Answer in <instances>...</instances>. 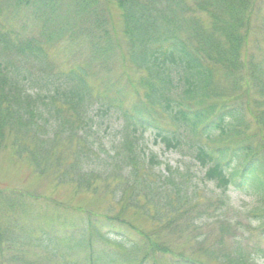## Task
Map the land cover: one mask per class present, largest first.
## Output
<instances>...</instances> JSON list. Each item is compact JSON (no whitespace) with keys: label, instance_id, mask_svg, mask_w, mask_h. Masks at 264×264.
Listing matches in <instances>:
<instances>
[{"label":"trees","instance_id":"1","mask_svg":"<svg viewBox=\"0 0 264 264\" xmlns=\"http://www.w3.org/2000/svg\"><path fill=\"white\" fill-rule=\"evenodd\" d=\"M0 1L13 10L20 29L33 24L39 30L25 39L0 23V151L8 150L10 160L41 178H55L60 187L81 193L109 187L121 206L102 225L89 218L65 228L58 244L68 254L96 246L122 250L105 253L106 263L89 257L84 264H123L124 257L149 264L157 253L171 255L164 243L123 221L125 211L135 210L157 228L179 231L183 217L186 231L218 226L217 246H206L199 233L198 257L175 255L178 264H254L260 252L245 246L248 231L240 220L264 230V61L245 58L258 0ZM115 5L123 26L122 58L130 72L141 75L139 83L129 81L137 98L127 111L111 89L95 98L90 80L120 46L113 35ZM75 40L90 45L89 62L55 71L50 46ZM95 102L98 114L114 111L125 121L108 149ZM146 132L155 145L187 158L185 164L160 169L164 162L145 145ZM191 166L199 168L200 181ZM209 184L221 190L215 199L205 195ZM232 186L258 207L237 215L225 197ZM3 216L0 253L28 248L23 241L33 239L13 231L8 220L3 227ZM227 238L233 241L229 248ZM47 240H38L37 247L53 259L60 252Z\"/></svg>","mask_w":264,"mask_h":264},{"label":"rangeland","instance_id":"2","mask_svg":"<svg viewBox=\"0 0 264 264\" xmlns=\"http://www.w3.org/2000/svg\"><path fill=\"white\" fill-rule=\"evenodd\" d=\"M111 1L113 2L114 0ZM3 4L0 1V23L2 25H6V28L10 25L21 38L26 39L38 36L39 30L33 24L24 30L20 29V26L14 20L16 15L11 13L13 10L9 13L7 7ZM8 5V8L12 9L10 3ZM113 13L115 18V33L113 35L119 40L120 46L116 47L106 67L100 70L94 79L90 80L93 82L94 89L97 92L95 98L102 99L104 97L103 92L111 89L115 92V97L117 93L119 94L120 100L123 102V110L127 111L133 106L137 98L133 88L128 86L129 81L132 80L137 84L141 75L130 72L128 65L122 58V54L126 52L122 43L123 26L116 5L113 6ZM249 37L250 45L247 47L245 58L263 62L264 0L256 2ZM89 57L90 45L84 40H75L72 43L63 41L57 46H50L48 53V59L53 64L55 71L70 70L84 66L89 62ZM129 73L131 78L128 77ZM95 103L97 104L95 120L100 123L101 133H99L103 137L106 149H108L111 147L112 141L120 139L125 121L119 113L114 111L108 114V117L103 116L104 114H98L99 102ZM78 135L81 134L79 133ZM144 139L145 145H149V151L161 156V160L164 163L160 169H165L167 163L170 165L185 164L187 158H183L179 152L165 151L164 145H155L153 138L150 137V132L145 133ZM10 159L11 156L8 150L3 149L0 151V218H2V214L4 215L2 226L5 227L8 220V227H11L18 234L28 235L33 241H31V244L23 241L24 245H29L28 248H24L27 250V254L24 253L22 247H17L12 252L7 251L4 255L0 253V264H84L89 257L95 261L99 260L106 263L105 253L114 249L122 251L121 249L118 250V247L110 245L109 247L101 248L96 246L91 252L68 254L65 247L58 244L63 239L65 228L78 226L89 218L96 220L99 225H102L103 218L115 217L120 213L121 206L116 204L117 200L114 198V193L109 190V187L104 188V185H100L95 193H81L73 186H58L55 178H41L27 165L16 163ZM191 168L196 172L197 178L195 180L200 181L199 168L194 166H191ZM204 189L207 191L205 195L213 197L212 199H215L214 195L221 193V190L216 189L211 184L204 187ZM225 197L230 206L237 211V215L241 216H245L255 210L259 205L252 197L244 195L234 186L225 193ZM9 203H12L14 207H9ZM231 217L233 216L231 215ZM122 218L125 223L132 224L138 230L150 234L157 242L164 243L167 246L166 249L172 252L171 255L157 253L149 264H178L176 259L178 257L175 255H183L191 259L196 258L200 254V250L196 248V239H200L198 237L200 234L206 246H217L215 244L220 237L216 224L202 227L198 233L186 231L183 226L188 220L184 217L179 219V231L171 228L155 227V224L149 222L142 211L127 210ZM240 222L242 226H246V228L242 229L248 231L245 234V246L252 252H260L253 256V263L264 264V230L263 232L261 230L257 231L255 223L252 226H248L247 220L241 219ZM124 226L132 230L131 227ZM173 227L175 228V226ZM47 238L55 241H52V249L60 252L53 256V259H51L46 250L37 247L38 240L44 239L48 243ZM130 239L135 240L136 235L130 234ZM57 240L58 242H56ZM232 244V239L227 238L224 245L229 248ZM204 260L207 264H217L216 262ZM122 262L123 264L132 263L127 257L122 258Z\"/></svg>","mask_w":264,"mask_h":264}]
</instances>
